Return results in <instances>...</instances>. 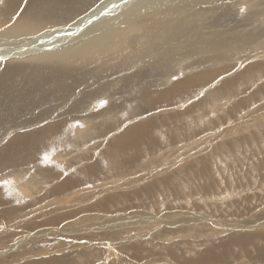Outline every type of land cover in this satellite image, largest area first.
Instances as JSON below:
<instances>
[{
  "label": "rangeland",
  "instance_id": "374dc122",
  "mask_svg": "<svg viewBox=\"0 0 264 264\" xmlns=\"http://www.w3.org/2000/svg\"><path fill=\"white\" fill-rule=\"evenodd\" d=\"M80 1L65 8L66 13L49 14L51 32L75 24L101 0ZM135 1L122 0L120 5L125 9ZM224 12L230 15L222 22L239 34L253 31L252 38L230 58L222 57L221 76L195 86L189 92L192 96L184 97L176 88L187 76L184 73L199 69V61L197 67L184 70L180 64L167 63L173 73L166 85L174 98L167 102L172 103L169 108L145 114L148 109L139 105L128 116L114 115V106L125 107L129 101L111 93L118 86L108 91L110 77L99 76L88 92L78 95L85 104L77 100L69 107L71 101L65 100L45 116L34 109L0 114V264H264V17L249 18L243 4ZM8 67L0 62L1 80ZM253 67L262 74L242 80ZM137 68L144 89L153 88L148 81L158 78L163 90L166 81L156 76L154 66ZM86 79L92 81L88 76L79 81ZM229 80L233 82L223 86ZM179 100L177 107L173 102ZM3 102L0 106L6 107L8 102ZM105 116L109 124L117 119L118 125L97 127L101 132L92 134ZM147 122H152L145 126L148 138L129 153L134 158L110 152L120 135ZM51 126L53 130L42 133ZM225 130L231 133L222 139ZM34 177L42 183L31 192L28 185ZM130 179L140 181L126 187L124 181ZM157 183L161 185L152 192L145 190ZM56 184L61 190L52 195ZM112 194L115 202L107 205ZM58 207L65 210L51 212Z\"/></svg>",
  "mask_w": 264,
  "mask_h": 264
},
{
  "label": "bare ground",
  "instance_id": "6f19581e",
  "mask_svg": "<svg viewBox=\"0 0 264 264\" xmlns=\"http://www.w3.org/2000/svg\"><path fill=\"white\" fill-rule=\"evenodd\" d=\"M75 1L76 0H28V3L22 4L23 0H21L20 3L19 0H0V62H4L6 66H10L8 67V72L5 73V76L3 77L4 79H0V101H4L3 103L8 102L6 107L0 106V114L2 113V115H5L6 113H14L15 111L18 113H28L29 109H34V113L36 112L39 116H45L48 115L49 112H53V109L65 100L66 102L67 100L71 101L69 107L75 105L77 100L80 102L84 101L83 104H85L86 100L79 99L78 95L82 90L88 92V90H90L88 87H90L99 76L110 77L112 84L109 86H112L108 91L114 90L115 87L118 86V89H115L114 92L112 91L111 93L118 94V99L129 101L125 107L114 106V115H119V113L125 112V115L128 116L129 113L132 114L139 105L147 106V108L144 107L145 110L148 109L145 111V114L149 112L153 113L160 107L169 108L172 103L167 102H171L174 98L170 99L172 95H169L166 85H168V82L170 81L169 79L172 77L170 74L173 73L172 69L167 66V63L180 64L184 70L190 66L197 67L195 65L198 62L195 61H199V69L184 73L185 75L187 74V76L176 88V90H179L180 94L186 97L191 89L197 85L206 83L209 78V81L215 80V78L218 79L219 75L222 74V66L220 64L222 60L221 58H230L235 52H238L240 47L249 42L250 38H252L250 36L251 33H254L253 31L247 30L248 32H242L243 34H239L228 26L227 23L222 22L221 18L230 15V13L226 14L224 10L243 4L245 9L249 11L248 14L246 13L249 18L250 16L254 18L264 17V0H137L125 9L120 5L122 0H101L97 6L86 12L81 19L78 17L79 20L75 24H72L70 27L62 31L56 30L51 32V29L49 28L51 25V16L49 14L51 12H56L57 14L59 12H65V8H70L69 5H72L73 3L75 4ZM77 4L79 5V3ZM22 5L23 9H20ZM83 5L81 6L83 7ZM78 7L76 8L78 9ZM63 9L64 11H62ZM19 10L22 11L20 12ZM79 11L80 10H78V12ZM100 15H102L101 18H99ZM65 18H67L66 15ZM247 21L250 20L248 19ZM200 29L202 30V35L198 34ZM195 53H197L199 57L195 56ZM137 65L154 66L156 68V76H161L164 82L166 81L163 83L165 89H160L162 82H159L158 78L154 79V81H148V84L153 88L144 89L142 87L143 85L140 84L138 80ZM208 67H210L211 70H206ZM214 67H216V69L218 68L219 71L212 70ZM261 68L263 69V67ZM189 73H192V75L188 76ZM259 73L262 74L260 68L253 67L251 68L250 73L244 72L242 80L246 81ZM215 74H217L216 77ZM75 75L77 77H75ZM81 76H88L92 81L86 79L81 83L79 81ZM262 76L258 79H262ZM232 82L233 80H229L228 82L223 83V86L231 84ZM154 84L156 85L155 87ZM121 85L123 86V89ZM183 89L186 90L183 91ZM101 93L100 90L96 91V94ZM189 95L192 96V93ZM147 99L151 102L150 105H146V102H148ZM182 100H179L178 102L174 101L173 104L177 103V107H179L181 105L179 102ZM115 101L116 100L112 103ZM158 101H162V104L154 107L153 104H157ZM66 102L64 103L66 104ZM80 102L77 104H80ZM44 104H46V106ZM180 108L184 107L182 106ZM162 111L161 113H163ZM105 112L107 114L109 113L110 116L109 111ZM73 113H75V110ZM87 118H83V120ZM113 120L114 118L112 121ZM118 122L119 121L115 119L112 124H109L106 120V116L104 118H99L92 134H94L97 127L103 129L110 125L116 126ZM150 123L147 122L146 124L141 125H144V127L146 125V127H150ZM55 124L53 127H55ZM141 125L133 126L124 134L120 135L119 140L115 139L116 141L110 145V152H114V155L119 156H123V152L125 156L128 155L127 157L134 158V156H129L132 147L139 143L141 144L142 139L147 136L145 132L147 128L145 127V129ZM152 126H154V124H152ZM53 127H47L42 133L45 134L50 130H53ZM100 130H96L97 133ZM229 133H231V130L221 131V136L219 137H227ZM82 134H84V132ZM171 135L176 137L177 130L172 132ZM157 138L159 139L160 137L157 136ZM177 138L180 139V137ZM152 139L154 138L152 137ZM232 144L234 143L232 142ZM129 146H131V149ZM106 150H108V148H106ZM167 152H169V150ZM119 159L120 158L118 157L116 162L118 166H120V163H118ZM38 179L34 177V181H31L28 185L31 186V192L34 187L37 188L38 183L41 182L40 180L38 181ZM138 181L140 180L130 179V181H124V183L126 184V187H131L132 183L134 184ZM157 185L160 186L161 184L147 185L145 190L152 192ZM40 186L38 187L39 189L41 188ZM117 187L118 186H115V188ZM115 188H107V192H111V190L115 191ZM51 189L52 191L50 192H52V195L54 191L56 193V191L60 192L61 190L58 187V184ZM145 194L147 193L145 192ZM127 195L129 196V194ZM127 195L125 196L128 198ZM46 196L48 197V195ZM113 202H115L114 194L109 196L107 205H110ZM62 209L64 208H54L51 212H58ZM167 218H170V216ZM150 222L151 221H149V223ZM125 226L128 225H116L117 229L118 227ZM116 227H110V229L114 228L116 230ZM65 231L66 230L61 232ZM164 263L166 264V262Z\"/></svg>",
  "mask_w": 264,
  "mask_h": 264
}]
</instances>
